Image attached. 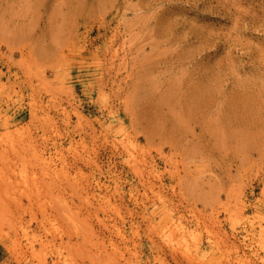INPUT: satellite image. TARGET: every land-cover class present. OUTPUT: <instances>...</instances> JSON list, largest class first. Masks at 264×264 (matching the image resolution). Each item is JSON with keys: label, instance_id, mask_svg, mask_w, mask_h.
I'll use <instances>...</instances> for the list:
<instances>
[{"label": "rangeland", "instance_id": "rangeland-1", "mask_svg": "<svg viewBox=\"0 0 264 264\" xmlns=\"http://www.w3.org/2000/svg\"><path fill=\"white\" fill-rule=\"evenodd\" d=\"M0 264H264V0H0Z\"/></svg>", "mask_w": 264, "mask_h": 264}]
</instances>
